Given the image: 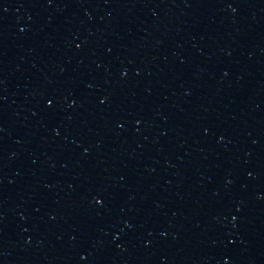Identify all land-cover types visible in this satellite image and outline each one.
Masks as SVG:
<instances>
[{"label": "water", "instance_id": "1", "mask_svg": "<svg viewBox=\"0 0 264 264\" xmlns=\"http://www.w3.org/2000/svg\"><path fill=\"white\" fill-rule=\"evenodd\" d=\"M0 264H264V0H0Z\"/></svg>", "mask_w": 264, "mask_h": 264}]
</instances>
